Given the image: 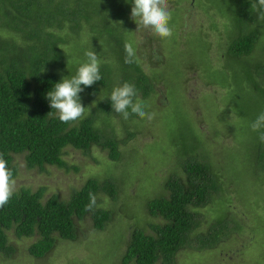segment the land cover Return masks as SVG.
<instances>
[{
  "label": "rangeland",
  "instance_id": "1",
  "mask_svg": "<svg viewBox=\"0 0 264 264\" xmlns=\"http://www.w3.org/2000/svg\"><path fill=\"white\" fill-rule=\"evenodd\" d=\"M120 1L123 7L115 0L110 2V11L115 4L116 11L125 17L111 23L117 21L118 36L133 45L135 58L136 54L141 57V69L153 89L148 98L143 100L139 94V99L145 103L146 111L156 114L155 118L150 122L137 116L124 120L113 110L109 115L95 112L99 102L108 98L100 93L86 101L84 107L94 105L85 115L95 116L101 129L111 123L113 134L121 141L120 161H109L107 150L99 147H92L86 154L68 148L62 158L67 168L61 169L48 166L44 171L30 170L23 155L14 158L18 166L15 191L21 187L32 191L44 188V200L56 196L67 201L92 178L100 183H115L116 199L99 192L95 206L96 211H107L112 218L100 231L90 218L76 222L78 240L56 237L53 249L41 259L28 254L34 239L16 240L9 234V242L17 252L11 262L0 255V264H121L132 229L151 232L148 226L153 220L147 216L148 202L156 195H169L163 189L169 175H183L178 146L183 142L181 133L187 139L197 138L199 152L205 153L210 165L224 176V194L231 200L230 206H225L230 214L234 209L243 232L223 250H216L217 254L186 247L176 254L173 264H264V179L253 174L251 143L247 142L256 136L251 123L261 113V107L254 105L257 95L249 80L253 73L247 72L248 63L227 54L230 41L246 31L237 28L231 1L168 0L174 32L168 39L133 21L132 0ZM96 35L91 40L88 32L80 35L82 44L75 58L83 64L87 61L85 52L93 49L102 63L112 66L110 83L117 85L121 75V66L114 58L117 49L105 33ZM263 42L262 36L249 57L251 61L260 58ZM127 132L134 133V137L128 138ZM200 212L203 222L196 232L205 231L206 222L214 215L211 207Z\"/></svg>",
  "mask_w": 264,
  "mask_h": 264
},
{
  "label": "trees",
  "instance_id": "2",
  "mask_svg": "<svg viewBox=\"0 0 264 264\" xmlns=\"http://www.w3.org/2000/svg\"><path fill=\"white\" fill-rule=\"evenodd\" d=\"M113 1L0 0V153L8 160L14 179L18 174L14 158L18 155H23L28 169L39 171L48 166L67 168L62 158L68 148L86 154L92 147H99L107 150L109 161L121 160V141L113 134L111 123L105 124L110 130L101 129L92 115L70 124L62 123L46 99L55 83L75 75L81 66L82 61L76 60L75 53L80 51V35L85 32L89 40L105 33L114 43L117 49L114 58L121 66L118 70L121 75L117 85L110 83L108 74L113 68L108 62L101 63L102 79L79 94L82 105L100 93L109 97L113 86L125 82L135 86L138 100L139 94L143 100L148 98L153 86L141 69V57L136 54L132 63H125L126 43L117 34V21L111 23L122 15L115 4L116 8L110 11ZM230 1L237 28L246 31L230 41L227 54L248 63L247 72L253 73L249 80L257 95L254 105L264 112V42L260 58L249 59L262 36L264 40V8L258 0ZM119 3L123 7L120 0ZM256 23L259 25L253 27ZM100 102L95 112L112 113L108 98ZM255 133L254 138L247 140L251 143L249 158L253 159V174L264 179V143L259 140L260 132ZM180 136L183 175L172 174L174 178L169 175L163 187L169 195H156L148 202L147 216L153 220L148 226L151 232L132 229L121 264H173L176 254L186 247L213 254L243 232L234 209L230 214L225 206L227 203L230 206L231 200L224 194V176L210 165L205 153L199 152L197 138L187 139L183 133ZM127 137L133 138L134 133L127 132ZM99 192L116 199L115 183H100L95 178L87 180L67 201L56 196L44 200V188L17 189L0 209V255L10 262L15 258L17 250L10 244L9 234L16 240L34 239L28 254L41 259L53 249L55 235L71 242L78 240L76 222L90 218L94 228L102 230L112 217L107 211L95 210ZM206 207L213 209V218L206 222L205 231L196 232L203 222L200 210ZM218 207L219 216L215 213ZM192 241L194 245H190Z\"/></svg>",
  "mask_w": 264,
  "mask_h": 264
},
{
  "label": "clouds",
  "instance_id": "3",
  "mask_svg": "<svg viewBox=\"0 0 264 264\" xmlns=\"http://www.w3.org/2000/svg\"><path fill=\"white\" fill-rule=\"evenodd\" d=\"M258 4L264 8V0H258ZM131 17L136 24L138 22L143 28L151 30L162 39H168L174 35L173 28L170 26L172 14L169 11L168 0H132ZM125 51V63H132L135 57L133 45L127 43ZM85 56L87 61L79 66L75 75L70 78L63 77L46 93L50 108L56 110L58 119L62 123L70 124L81 120L86 113L90 114L91 107L94 105L88 108L84 107L79 94L85 88L91 87L102 79L100 74L102 61L93 49L86 51ZM137 97L138 92L135 86L125 82L114 87L108 99L111 101L113 112L124 120H128L130 116L135 115L140 119L152 121L156 114L146 111L145 103L138 100ZM251 129L254 132H260L259 140L264 143V112H261L251 123ZM15 184L16 181L8 160L5 159L3 153H0V209L13 196ZM132 232H130L129 241ZM56 237L58 236L55 235V240Z\"/></svg>",
  "mask_w": 264,
  "mask_h": 264
}]
</instances>
